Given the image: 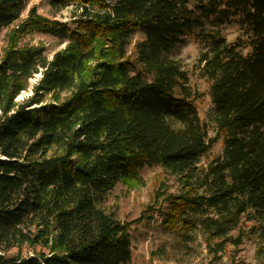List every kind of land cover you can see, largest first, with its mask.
Returning a JSON list of instances; mask_svg holds the SVG:
<instances>
[{
	"label": "trees",
	"instance_id": "16d2710c",
	"mask_svg": "<svg viewBox=\"0 0 264 264\" xmlns=\"http://www.w3.org/2000/svg\"><path fill=\"white\" fill-rule=\"evenodd\" d=\"M27 1L0 0V29ZM48 3L57 11L77 5L78 27L32 7L0 60V264H127L129 223L101 205L117 184L139 186L152 167L183 188L168 196L164 228L173 224L184 241L196 229L216 253L246 237L264 261V0ZM211 20H233L244 41L203 31ZM31 30L69 43L48 59L43 47L19 44L18 33ZM187 35L203 48L214 138L186 72L169 58ZM37 74L31 95L15 101ZM219 138L221 154L200 165Z\"/></svg>",
	"mask_w": 264,
	"mask_h": 264
},
{
	"label": "rangeland",
	"instance_id": "374dc122",
	"mask_svg": "<svg viewBox=\"0 0 264 264\" xmlns=\"http://www.w3.org/2000/svg\"><path fill=\"white\" fill-rule=\"evenodd\" d=\"M109 2L107 1V3ZM76 6L71 4L67 8L57 11L50 7L48 0H28L18 20L12 25L0 29V60L3 57L8 37L12 31L23 25L30 8H34L37 16L61 23L68 30H74L78 27L75 22H78L77 15L80 13ZM52 29L55 31L56 28ZM203 31H217L222 38L230 43L244 41L241 30L233 20L230 22L228 20L222 22L211 20L205 24ZM140 39L141 36L137 33L131 38L127 47V56L130 59H133L132 45ZM18 41L20 45L43 47L48 59H51L54 53L64 50L69 43L67 39L59 34L55 35L50 30L47 32L43 30L19 32ZM202 50V45L195 36L187 35L181 38L169 58L186 72L188 83L196 95L193 104L200 120L208 128V137L214 138L213 108L208 95L209 83L201 77L198 66V58ZM241 51L245 53L248 50L241 49ZM39 78V74L34 75L28 81V90L22 92L15 101L20 102L30 96V89ZM221 151L222 143L219 138L201 159L200 165H206L219 156ZM140 177L142 181L139 186L117 184L107 194L101 205L105 213L110 214L121 223H129L131 258L127 264H264L258 253L256 242L246 237L242 239L239 246L233 247L227 244L223 251L216 253L214 242L208 245L196 229H193L192 232L188 231L192 235V240L184 241L181 230L175 229L173 224L169 229L164 228L163 215L170 212L172 205L168 196L182 193L181 183L159 167L143 169L140 172ZM144 214L145 218L141 219ZM188 218L193 222L191 216ZM232 235L236 236L237 232L234 231ZM39 250V247H35V251ZM21 251L23 255H30L32 248L22 247Z\"/></svg>",
	"mask_w": 264,
	"mask_h": 264
}]
</instances>
